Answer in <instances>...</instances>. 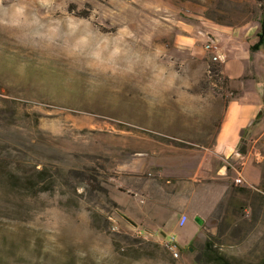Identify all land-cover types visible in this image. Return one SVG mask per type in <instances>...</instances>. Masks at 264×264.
<instances>
[{
	"label": "rangeland",
	"instance_id": "obj_1",
	"mask_svg": "<svg viewBox=\"0 0 264 264\" xmlns=\"http://www.w3.org/2000/svg\"><path fill=\"white\" fill-rule=\"evenodd\" d=\"M16 3L25 6L24 22L0 21V264H210L202 259L208 238L232 264H263L264 106L243 133L241 161L217 158L215 169L228 171L194 186L202 225L173 220L160 231L130 199L141 183L151 192L176 186L177 202L192 193V158L212 145L225 102L239 92V80L223 84L217 40L221 59L204 49L207 35L214 38L208 27L259 32L263 4ZM253 68L242 78L264 83L262 67L261 75ZM156 151L188 156L175 163L183 181L171 175L156 185L153 169L135 182L127 177ZM242 163L257 186L235 183ZM171 239L177 258L163 245Z\"/></svg>",
	"mask_w": 264,
	"mask_h": 264
},
{
	"label": "crops",
	"instance_id": "obj_2",
	"mask_svg": "<svg viewBox=\"0 0 264 264\" xmlns=\"http://www.w3.org/2000/svg\"><path fill=\"white\" fill-rule=\"evenodd\" d=\"M208 30L225 52L226 59L221 64L222 73L230 81L239 80L237 82L239 92H237L234 99L231 98L225 102L213 143L209 147L210 150L208 148L204 149L203 154L195 155L192 158L194 161V173L190 174L188 180L193 186V191L190 195L177 202L174 196L178 190L176 186L173 185L172 188L159 187L158 192L154 190L151 192L141 183L137 186L134 196L130 197L132 204L140 207L144 218L148 219L151 224L159 226L158 230L160 231L165 229L173 220L181 227L186 225L191 219H200L192 206V196L196 192L194 186L197 187L199 182H204L208 178L216 177L221 179L228 171L224 165H220L215 169L214 164L217 162V158L230 161L232 164H238L241 161L239 156L244 154V149L241 148L242 131H246L253 124L264 106V83L255 81L253 78H242L249 70L251 71L250 65H252V68L254 67L253 71L257 70L260 75L262 74L260 68L262 67V70H264V64L261 63L264 55V44L258 45L264 35L260 34L259 26V32H257V25L250 27L249 24L237 27L211 26L208 27ZM207 36L210 38V35ZM255 47L256 49L253 51ZM254 58L256 61L252 63L250 60ZM235 68L236 71L234 70ZM187 157L179 155L164 156L157 152L155 159L146 162L147 164L145 162L140 164L138 163L139 161H135L134 170L136 172L126 171L125 174L127 177H133L135 182V177L145 175L149 169H153L155 174L152 180L156 181V185H159L158 182L160 181L163 183L162 180L169 178L171 175V179L176 177L179 181H183L181 176L182 169L176 167L175 163L177 162L180 165L184 159H188ZM125 164L131 166L127 162ZM252 166L257 169L260 175L257 165L252 164ZM139 169L143 172L136 174ZM238 173L248 187H255L260 181L259 179L258 183H249L250 179L245 163L241 164ZM167 183H170V181L166 180ZM187 190L190 192V188ZM182 219H185V221L180 226ZM160 235L162 234L160 233Z\"/></svg>",
	"mask_w": 264,
	"mask_h": 264
},
{
	"label": "trees",
	"instance_id": "obj_3",
	"mask_svg": "<svg viewBox=\"0 0 264 264\" xmlns=\"http://www.w3.org/2000/svg\"><path fill=\"white\" fill-rule=\"evenodd\" d=\"M258 3L263 4L261 12H260V17L258 20L259 24V31L261 35H264V0H257ZM264 44V38H261L260 43L258 45ZM258 47V46H257ZM256 49V47L253 49V51ZM209 72L213 75H216L219 77V70L215 65H212L209 69ZM215 80V79H214ZM217 80H215L216 82ZM228 79L224 78L223 79V84H227ZM237 92H232V99L235 98ZM245 132V130L242 131V134ZM243 149V148H242ZM242 151V150H241ZM260 191H264V185H260V188H258ZM242 192L248 193L249 191L247 189H241ZM214 243L211 241L210 238L206 239L204 242V248H203V253H202V259L203 262H208L210 264H232L226 256L223 254L215 251L214 249ZM264 264V263H263Z\"/></svg>",
	"mask_w": 264,
	"mask_h": 264
},
{
	"label": "clouds",
	"instance_id": "obj_4",
	"mask_svg": "<svg viewBox=\"0 0 264 264\" xmlns=\"http://www.w3.org/2000/svg\"><path fill=\"white\" fill-rule=\"evenodd\" d=\"M25 19V6L16 0H0V21L9 27H19Z\"/></svg>",
	"mask_w": 264,
	"mask_h": 264
},
{
	"label": "built area",
	"instance_id": "obj_5",
	"mask_svg": "<svg viewBox=\"0 0 264 264\" xmlns=\"http://www.w3.org/2000/svg\"><path fill=\"white\" fill-rule=\"evenodd\" d=\"M216 40L214 38H208V41L205 42L204 45V49L205 51H207L211 56H212V60H219L221 59V57L219 55H217L218 53V48L215 45ZM245 183L244 179L242 178H238L237 180H235L236 184H241V183ZM185 219H182L180 222V226L184 223ZM163 245L165 246L164 248L170 252L174 257H178V249L177 246L174 242L173 239L169 240L168 242H164Z\"/></svg>",
	"mask_w": 264,
	"mask_h": 264
},
{
	"label": "water",
	"instance_id": "obj_6",
	"mask_svg": "<svg viewBox=\"0 0 264 264\" xmlns=\"http://www.w3.org/2000/svg\"><path fill=\"white\" fill-rule=\"evenodd\" d=\"M130 224H132L133 225V223H131L130 221H128ZM195 222L198 224V225H202V221L200 220V219H195ZM134 226V225H133ZM190 251H191V249H190Z\"/></svg>",
	"mask_w": 264,
	"mask_h": 264
}]
</instances>
